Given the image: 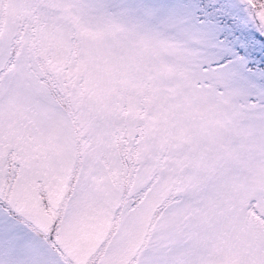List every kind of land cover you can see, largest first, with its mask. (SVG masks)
Segmentation results:
<instances>
[{
    "label": "snow or ice",
    "instance_id": "obj_1",
    "mask_svg": "<svg viewBox=\"0 0 264 264\" xmlns=\"http://www.w3.org/2000/svg\"><path fill=\"white\" fill-rule=\"evenodd\" d=\"M0 264H264V0H0Z\"/></svg>",
    "mask_w": 264,
    "mask_h": 264
}]
</instances>
